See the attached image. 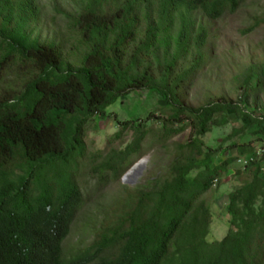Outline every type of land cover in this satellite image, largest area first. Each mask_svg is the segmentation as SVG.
Wrapping results in <instances>:
<instances>
[{"label": "trees", "instance_id": "trees-1", "mask_svg": "<svg viewBox=\"0 0 264 264\" xmlns=\"http://www.w3.org/2000/svg\"><path fill=\"white\" fill-rule=\"evenodd\" d=\"M245 1L83 0L71 21L73 60L62 44L34 35L38 0H0V264H264V157L252 142H232L251 127V135L263 137L264 113L242 98L199 106L184 98L208 61L203 20L235 12ZM240 81L263 91L264 63ZM144 90L160 95L162 112L145 121L116 120L120 130L110 141L124 133L132 139L100 160L101 181L140 156L152 133L162 144L189 128L192 135L174 143L161 174L105 212L89 247L68 255L64 244L83 202L76 171L89 126ZM232 117L241 123L225 138L232 143L206 147L204 137ZM234 148L236 160L229 157ZM243 157L246 168L234 172L230 165ZM231 174L241 184L228 195L229 229L211 242L213 212L204 196Z\"/></svg>", "mask_w": 264, "mask_h": 264}, {"label": "rangeland", "instance_id": "rangeland-1", "mask_svg": "<svg viewBox=\"0 0 264 264\" xmlns=\"http://www.w3.org/2000/svg\"><path fill=\"white\" fill-rule=\"evenodd\" d=\"M38 4V21L32 23L34 35H40L42 40H55L62 44L68 49L72 59L76 60V38L71 21L83 5V0H38ZM203 22L210 32L206 47L208 61L195 80L187 85L184 91L186 103L199 106L221 96L238 102L242 98L249 103L253 112L263 114L264 90L256 92L253 84L244 87L240 80L251 66L264 63V0H247L235 12H226L217 20L204 19ZM164 104L157 93L135 91L109 108V118L90 124L86 136L87 152L84 158L79 159L76 171V178L83 192V202L76 212L64 244L66 254L73 255L89 247L94 241L100 220L107 210L118 207L116 203L119 197H126L128 191L139 185H146L149 180L161 174L173 159L174 143L190 139L191 128L166 144L158 143L152 133L140 156H132L116 175L110 172L105 180L99 179L96 167L106 152L113 148H123L132 139L131 133H124L121 141H110L120 130L116 120L133 117L143 118L145 121L152 113L155 114L152 117L161 114ZM152 126L154 131L159 127L157 124ZM240 126L238 119L232 117L226 126L214 128L204 137L205 146H229L232 142L241 144L248 141L252 142L256 151L264 146V136L260 138V135H251L252 128L255 127L249 129L245 139L237 136L232 142L225 143V138ZM237 153L234 148L229 157L234 156L236 160ZM223 160L224 157L218 156V162ZM141 162H144L142 169L137 165ZM242 165L234 161L230 168L235 172ZM240 184L234 174L222 175L218 178V185L213 186L204 196L211 203L213 212L211 232L207 238L209 241L221 240L227 234L228 195Z\"/></svg>", "mask_w": 264, "mask_h": 264}, {"label": "built area", "instance_id": "built-area-1", "mask_svg": "<svg viewBox=\"0 0 264 264\" xmlns=\"http://www.w3.org/2000/svg\"><path fill=\"white\" fill-rule=\"evenodd\" d=\"M257 153H258V155H260L261 157H264V146L263 147H260L258 150H257ZM248 160V158H246V157H243V158H240L239 160H238V162L239 163H241V165L243 166L242 168H246V164H247V161ZM262 171L264 172V164H263V166H262ZM217 182H218V179H216L215 180V182H214V186H216L217 185Z\"/></svg>", "mask_w": 264, "mask_h": 264}, {"label": "water", "instance_id": "water-1", "mask_svg": "<svg viewBox=\"0 0 264 264\" xmlns=\"http://www.w3.org/2000/svg\"><path fill=\"white\" fill-rule=\"evenodd\" d=\"M138 165V167L140 168V169H142L143 167H144V162H141V163H139V164H137Z\"/></svg>", "mask_w": 264, "mask_h": 264}]
</instances>
